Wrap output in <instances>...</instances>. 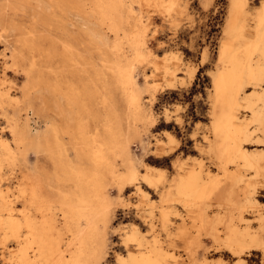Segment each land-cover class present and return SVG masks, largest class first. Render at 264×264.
Segmentation results:
<instances>
[{
	"label": "bare ground",
	"instance_id": "1",
	"mask_svg": "<svg viewBox=\"0 0 264 264\" xmlns=\"http://www.w3.org/2000/svg\"><path fill=\"white\" fill-rule=\"evenodd\" d=\"M137 2L141 8L157 7L156 11L173 4V0ZM244 7L245 0H239L235 10L242 13ZM262 8L261 22L264 5ZM140 9L133 10L127 0H0V29L15 38L8 55L10 61L6 62L11 64L0 76V118L6 119L5 129L13 140L12 144L0 137V175L5 165L13 166L20 157L25 164L30 153L41 156L44 162L41 167L30 168L27 176L24 174L17 193L5 192L0 185V264H102L107 259V231L116 200L128 186H136L138 192L144 193L138 184L140 159L131 146L140 137L138 122L155 121L142 94H149L146 101L152 102L159 85L148 82L150 87L141 88L136 63L153 62L156 70L159 63L152 61L158 56L148 47V19L134 15ZM243 25L235 30V39H246ZM92 49L97 56H92ZM258 50L264 62V29L244 48L225 43L219 53L223 67L213 83L216 98L213 133L214 147L224 170L237 156L249 162L240 143L251 137L247 128L250 120L240 125L236 109L242 104L244 76L255 83L264 79V64L251 62L252 51ZM93 57L101 61L100 67ZM8 71L24 78L21 96L12 94L16 85L7 78ZM194 71H190V80ZM120 98L125 102L124 113L117 110ZM91 99L101 104L104 116L89 113ZM35 101L54 116L47 130L33 128L28 114L22 118L25 107ZM254 116L258 118V113ZM90 122L94 123L92 131L88 129ZM65 137L73 156L63 141ZM173 139L169 138L170 142ZM147 168L141 174L144 183L153 187L165 181L163 169ZM203 173L201 164L186 175L177 173L178 178L171 181L163 196L162 202L169 203L166 210L162 207L165 220L169 212L178 213L175 199L183 206L194 203L199 208L205 199L220 193L218 176L215 178L208 171L204 177ZM112 189L119 197L112 196ZM199 214L205 221L206 209H200ZM237 217L241 222L249 221L243 214ZM223 218L219 220L221 223ZM224 225L228 230L224 239L234 253L252 247L259 240L248 226L242 229L231 220ZM124 240L127 255L118 257L122 264H174L170 261L173 256L161 242L155 240L148 247L136 229L127 233ZM130 242L135 246H129Z\"/></svg>",
	"mask_w": 264,
	"mask_h": 264
},
{
	"label": "rangeland",
	"instance_id": "2",
	"mask_svg": "<svg viewBox=\"0 0 264 264\" xmlns=\"http://www.w3.org/2000/svg\"><path fill=\"white\" fill-rule=\"evenodd\" d=\"M127 2L133 10L141 8L137 0H127ZM237 2L239 3V0H173V4L169 7L164 5L166 8L160 7L156 11L157 7H154V10L147 5L134 13L148 19L150 25V31L147 33L148 47L159 58L152 60L159 63L157 70L153 62V64L147 61L136 63L139 74L137 81L141 88H147L148 85L150 87L154 83L159 85L153 103L146 101L150 99L149 94H142L143 102L148 105L147 108L155 121L151 122L153 124L149 122L137 124L140 137L131 147L133 153L140 159L138 184L144 193L138 192L136 186H128L120 199L116 200L107 231V259L102 264H122L118 261V257L127 255L124 239L133 229H136L145 243L147 242L148 247L155 240L161 242L163 248L173 256L170 261L174 264H216L218 260L224 261V264H264V79L255 83L248 81L244 76L243 89L241 88L240 93L242 104L236 109L240 125H246L250 120L247 128L251 137L240 143V148L248 153L249 162L237 156L227 164V170H224L221 164L223 161L214 147L216 138L213 133V123L216 98L213 83L215 76L223 67V63L219 60L222 44L244 48L264 29L262 25L264 21L261 22L259 19L264 0H245L246 8L244 7L242 13H239V9L235 10L238 6ZM168 8L172 9V13ZM166 9L167 13L164 12ZM161 10L163 14L159 13ZM231 16L235 20H231L229 18ZM257 20L261 25H258ZM235 21L237 22L234 23ZM242 24L246 39L245 37L235 39V30ZM14 39L7 31L0 29V76L11 64L6 65V62L10 61L8 55L11 53ZM96 52L92 49V56H97ZM109 56L111 57V54ZM251 58L254 64H264L260 50L252 51ZM93 60L99 67L101 66L100 60L96 57H93ZM190 71L195 72L192 80L189 79ZM7 74L9 81L16 85V91L12 94L21 96L20 90L24 78L13 71H8ZM167 82H172L174 85L167 86ZM118 100L122 103H119L117 109L120 113L121 110V112L125 111V102L122 98ZM92 103H95L94 100H89L88 108L92 107L89 113L95 115L99 113L100 117L103 113L104 116L105 111L101 109V104L96 101L94 104L96 106H92ZM97 104H100L98 105L100 109ZM255 112L258 113V118L254 116ZM27 114L31 118L30 124L35 129L47 130L54 120L53 114L44 111L38 101L33 102L30 107H25L22 118L25 119ZM93 125L94 123L90 124L91 128L88 125V129L94 130ZM6 126V119L1 117L0 137L9 139L13 144L11 134L5 129ZM170 136L174 137L173 142H170L169 138H172ZM63 141L69 148L67 142L69 139L65 137ZM69 155L73 156L72 151ZM22 162L23 159L20 157L13 166L5 165L1 171L0 185L5 192L7 190L17 193L24 177L29 174V169L44 165L42 157L32 153L28 154L25 164ZM118 164L122 170L120 160ZM200 164L203 166L204 177L207 176L208 171L213 177L218 176L221 182L218 197L214 193L215 195L205 199L206 201L204 200L199 208V205L194 203L183 206L179 199H175L178 203L176 205L178 213L169 212V218L165 220L162 212L169 203L167 205L162 201L171 181L178 178L177 173L186 175L192 169H199ZM147 166L163 169L166 175L165 181L153 187L144 183L141 174L147 171ZM111 194L113 197H119L114 189ZM202 208L207 212L205 221L199 217ZM240 214L249 221L241 222L237 217ZM222 218L221 223L219 220ZM224 220H231L232 224L242 229L246 226L250 227V232L255 234L259 242L256 241L251 245L252 247L234 253L224 239L228 234ZM215 234L218 236H214ZM0 246H2L1 239ZM129 246L133 247L135 244L130 242Z\"/></svg>",
	"mask_w": 264,
	"mask_h": 264
}]
</instances>
